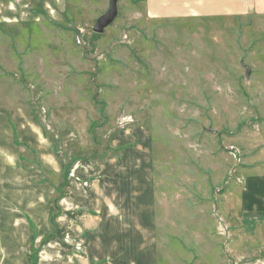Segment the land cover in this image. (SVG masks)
<instances>
[{
    "label": "rangeland",
    "instance_id": "obj_1",
    "mask_svg": "<svg viewBox=\"0 0 264 264\" xmlns=\"http://www.w3.org/2000/svg\"><path fill=\"white\" fill-rule=\"evenodd\" d=\"M57 6L24 41L0 43V105H29L48 139L42 158L28 147L21 155L42 177L31 185L48 203L42 245H55L73 163L98 178L107 157L144 149L156 264H264L263 185H247L264 176V17L157 20L143 0H118L96 33L108 0Z\"/></svg>",
    "mask_w": 264,
    "mask_h": 264
},
{
    "label": "crops",
    "instance_id": "obj_2",
    "mask_svg": "<svg viewBox=\"0 0 264 264\" xmlns=\"http://www.w3.org/2000/svg\"><path fill=\"white\" fill-rule=\"evenodd\" d=\"M25 2L29 4L0 0V43L22 39L27 27L40 22V15L56 18L58 10L63 12L58 0L51 10L49 0ZM143 5L146 15L157 20L264 17V0H143ZM27 147L41 158L48 152L47 136L31 107L0 105V264H156L157 211L152 178L144 171L150 174L147 151H127L119 161L107 157L98 178L94 169L72 164L52 247L41 243L48 227V203L45 196L33 197L31 185L42 177L23 167L21 155ZM133 156L140 157L139 163L127 162ZM55 163L57 174L63 175L62 161ZM247 185L256 186L250 190L263 185L264 199V176ZM253 195L246 194V208ZM36 209L44 211L43 218L35 215Z\"/></svg>",
    "mask_w": 264,
    "mask_h": 264
},
{
    "label": "water",
    "instance_id": "obj_3",
    "mask_svg": "<svg viewBox=\"0 0 264 264\" xmlns=\"http://www.w3.org/2000/svg\"><path fill=\"white\" fill-rule=\"evenodd\" d=\"M118 0H108V8L104 14L99 16L95 21L92 31L96 33H103V31L113 22L117 15ZM249 67H246L245 78L247 79Z\"/></svg>",
    "mask_w": 264,
    "mask_h": 264
}]
</instances>
